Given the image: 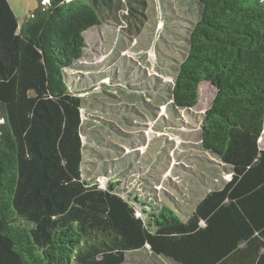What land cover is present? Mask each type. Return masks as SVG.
<instances>
[{"label":"trees","instance_id":"trees-1","mask_svg":"<svg viewBox=\"0 0 264 264\" xmlns=\"http://www.w3.org/2000/svg\"><path fill=\"white\" fill-rule=\"evenodd\" d=\"M44 1L20 25L0 0V264H126L145 250L166 264H264L259 0H195L171 101L191 110L203 84L216 89L201 141L231 179L213 183L187 219L83 170L85 100L72 86L87 68L86 33L107 22L140 36L149 0Z\"/></svg>","mask_w":264,"mask_h":264},{"label":"rangeland","instance_id":"rangeland-1","mask_svg":"<svg viewBox=\"0 0 264 264\" xmlns=\"http://www.w3.org/2000/svg\"><path fill=\"white\" fill-rule=\"evenodd\" d=\"M8 1L20 25L38 7V0ZM149 4L138 37L107 22L86 33L81 63L87 68L75 79L80 86H72L85 100L83 170L103 188L119 181L123 195L152 197L187 219L213 183L231 179V171L202 147L204 115L216 89L203 84L191 110L176 109L171 101L200 6L195 0ZM260 145L264 149V133ZM126 264L166 263L145 250L128 254Z\"/></svg>","mask_w":264,"mask_h":264},{"label":"built area","instance_id":"built-area-1","mask_svg":"<svg viewBox=\"0 0 264 264\" xmlns=\"http://www.w3.org/2000/svg\"><path fill=\"white\" fill-rule=\"evenodd\" d=\"M259 2H260V4L263 6V9H264V0H259ZM50 3V1L49 0H45L44 1V5H48Z\"/></svg>","mask_w":264,"mask_h":264}]
</instances>
